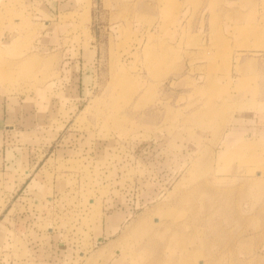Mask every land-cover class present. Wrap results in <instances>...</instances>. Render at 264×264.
Returning <instances> with one entry per match:
<instances>
[{"label": "rangeland", "instance_id": "374dc122", "mask_svg": "<svg viewBox=\"0 0 264 264\" xmlns=\"http://www.w3.org/2000/svg\"><path fill=\"white\" fill-rule=\"evenodd\" d=\"M0 88V264H264V0H0Z\"/></svg>", "mask_w": 264, "mask_h": 264}, {"label": "crops", "instance_id": "0c3cea01", "mask_svg": "<svg viewBox=\"0 0 264 264\" xmlns=\"http://www.w3.org/2000/svg\"><path fill=\"white\" fill-rule=\"evenodd\" d=\"M2 91L0 88V174H10L30 162L31 130L24 124L31 123V109H22L20 95H6ZM21 136L27 141L20 142Z\"/></svg>", "mask_w": 264, "mask_h": 264}, {"label": "bare ground", "instance_id": "6f19581e", "mask_svg": "<svg viewBox=\"0 0 264 264\" xmlns=\"http://www.w3.org/2000/svg\"><path fill=\"white\" fill-rule=\"evenodd\" d=\"M87 11H89V9L87 8Z\"/></svg>", "mask_w": 264, "mask_h": 264}]
</instances>
